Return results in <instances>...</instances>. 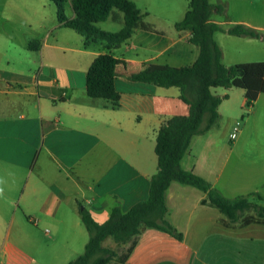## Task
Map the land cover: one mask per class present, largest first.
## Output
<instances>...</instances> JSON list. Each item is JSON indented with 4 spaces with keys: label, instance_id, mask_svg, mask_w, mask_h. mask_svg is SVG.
<instances>
[{
    "label": "crops",
    "instance_id": "obj_1",
    "mask_svg": "<svg viewBox=\"0 0 264 264\" xmlns=\"http://www.w3.org/2000/svg\"><path fill=\"white\" fill-rule=\"evenodd\" d=\"M129 1L147 14L144 22L153 30H137L110 50L101 41L86 44L58 19L49 26L40 12L22 17L29 31L21 36L4 31L8 36L7 44L0 46V264H70L89 241L82 210L102 225L112 209L126 213L149 196L158 171L157 133L172 117L187 116L189 107L178 88L134 82L132 76L191 66L200 52L189 42L190 33L174 26L191 0ZM209 1L227 6L226 12L211 16L212 22L225 29L243 25L262 36L216 32L221 63L264 62V0ZM67 13L74 18L70 5ZM110 19L119 23L118 30H103L100 23L97 27L120 32L124 15L115 11ZM105 53L118 61L117 109L86 93L87 72ZM244 80L241 87L258 92L254 109L257 104L264 107V79ZM230 90L216 93L224 97L219 119L210 131L192 138L181 166L233 202L241 196L264 195V152H252L254 137L243 144L238 140L245 125L255 127L251 120L257 118L248 116L237 139H230L233 130L222 124L229 117L220 110L232 99ZM241 105L248 106L246 97ZM166 201L167 220L183 238L149 228L124 263L113 258L107 264H264V226L225 227L224 215L207 194L177 182L168 188ZM103 246L116 248L111 238Z\"/></svg>",
    "mask_w": 264,
    "mask_h": 264
},
{
    "label": "trees",
    "instance_id": "obj_2",
    "mask_svg": "<svg viewBox=\"0 0 264 264\" xmlns=\"http://www.w3.org/2000/svg\"><path fill=\"white\" fill-rule=\"evenodd\" d=\"M55 4L59 23L66 29L81 35L85 43L101 41L107 50L126 43L137 30L152 31L144 22L147 14L136 3L129 0H48ZM74 18L69 17V5ZM224 4H211L209 0H191L181 21L175 23L178 32H189V42L199 48V56L191 66L166 67L134 74V82L152 84L161 88H178L180 99L189 107L187 116H174L159 129L156 136L155 154L158 171L151 179L147 200L136 204L124 213L120 208L111 210L109 220L100 225L86 210L80 212L82 222L89 234V241L82 255L70 264H107L115 258L124 263L133 252L143 232L157 229L182 239L167 220L166 193L173 182L192 186L207 194L211 205L224 215L223 225L235 227L264 226V199L260 194L238 197L229 201L204 178L182 168L181 162L187 154L193 137L211 130L219 119V107L224 97L214 90L232 88L235 79H264V62L225 66L221 63V50L214 40L216 32L238 37L261 38L254 30L236 25L225 29L210 20L213 14L226 12ZM119 11L124 15V26L118 33H107L97 27ZM34 48L33 45H30ZM118 61L111 53L98 55L87 72V96L106 101L113 109L120 107L121 95L115 87V68ZM245 90L248 107L257 100L258 92ZM252 209L256 214L249 213ZM241 214H245L240 218ZM111 238L115 249H108L103 243Z\"/></svg>",
    "mask_w": 264,
    "mask_h": 264
},
{
    "label": "rangeland",
    "instance_id": "obj_3",
    "mask_svg": "<svg viewBox=\"0 0 264 264\" xmlns=\"http://www.w3.org/2000/svg\"><path fill=\"white\" fill-rule=\"evenodd\" d=\"M0 6H4L3 9H0V46H5L7 41L5 40L7 33L4 31L13 32L14 36H21L22 33H26L29 31L24 25L22 17L35 15L36 13H43L46 15V23L51 26L57 23L56 17V6L54 3L48 0H0ZM119 12V11H117ZM121 13V12H119ZM122 14V13H121ZM99 27L103 30H118L119 23L114 22L112 19L102 22L99 24ZM10 28H15L16 32L12 31ZM39 29V33H40ZM73 35H77L72 30H66ZM77 37V36H76ZM241 82H237L236 85L233 84L232 90L229 91V94L233 93L232 99L227 102L225 100V104L220 109L222 113L229 117V120H224L222 122L223 126L230 125L229 130H233V126H235L236 120L239 121L240 129H244L243 121L250 116L251 119L257 118L256 125L254 127L253 124H246L245 129L240 133L239 139L240 142L246 143L247 139L250 137H254L253 140V151L254 153H263L264 152V107L261 104H257L254 109V103L251 104L250 107L243 106L245 99V88L241 87L239 83H245L246 80L240 78ZM253 83L252 81H250ZM245 86V85H244ZM225 90L222 88H217L214 90L215 93L222 94ZM241 105V107H240ZM255 131V132H254ZM230 146L232 143H228ZM264 199V195H262ZM260 204H264V200L260 202ZM249 213L256 214L257 211L252 209ZM245 214H241L240 218H242ZM241 219L238 223H236V227H240ZM110 245V244H109ZM112 245V244H111ZM114 245V244H113Z\"/></svg>",
    "mask_w": 264,
    "mask_h": 264
},
{
    "label": "built area",
    "instance_id": "obj_4",
    "mask_svg": "<svg viewBox=\"0 0 264 264\" xmlns=\"http://www.w3.org/2000/svg\"><path fill=\"white\" fill-rule=\"evenodd\" d=\"M240 125H241V124L238 122V123L234 126L233 131H232V133H231V135H230V139H231L232 141L237 139L238 134H239V132H240Z\"/></svg>",
    "mask_w": 264,
    "mask_h": 264
}]
</instances>
